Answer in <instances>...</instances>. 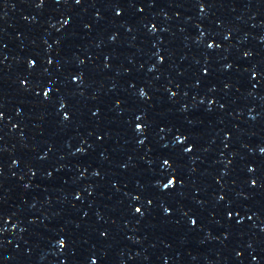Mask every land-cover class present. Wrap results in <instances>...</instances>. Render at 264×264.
Here are the masks:
<instances>
[{
    "label": "water",
    "instance_id": "obj_1",
    "mask_svg": "<svg viewBox=\"0 0 264 264\" xmlns=\"http://www.w3.org/2000/svg\"><path fill=\"white\" fill-rule=\"evenodd\" d=\"M0 264H264V0H0Z\"/></svg>",
    "mask_w": 264,
    "mask_h": 264
},
{
    "label": "snow or ice",
    "instance_id": "obj_2",
    "mask_svg": "<svg viewBox=\"0 0 264 264\" xmlns=\"http://www.w3.org/2000/svg\"><path fill=\"white\" fill-rule=\"evenodd\" d=\"M138 126H139V125H138ZM136 211H137V212H139V211H140V209L138 208V209H136Z\"/></svg>",
    "mask_w": 264,
    "mask_h": 264
}]
</instances>
